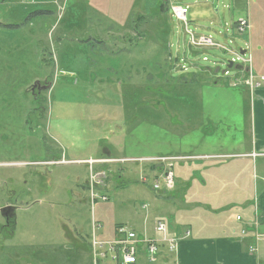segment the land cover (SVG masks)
<instances>
[{
    "label": "rangeland",
    "instance_id": "obj_1",
    "mask_svg": "<svg viewBox=\"0 0 264 264\" xmlns=\"http://www.w3.org/2000/svg\"><path fill=\"white\" fill-rule=\"evenodd\" d=\"M232 1L169 0L161 12V0H0V228L1 209H16L1 264H96L93 238L113 240L93 235L99 217L110 232L116 216L166 190L164 178L158 191L142 183L136 169L150 166L136 160L223 153L239 132L246 140V107L230 83L238 72L224 73L231 54L201 48L194 58L172 11L189 7L197 36L244 50L246 34L236 36L232 25L248 14L253 33L264 20V0L245 1L237 15ZM137 19L147 23L134 36ZM43 81L51 89L39 106L29 90ZM60 152L116 170L89 160L66 164ZM107 247L98 264H119Z\"/></svg>",
    "mask_w": 264,
    "mask_h": 264
},
{
    "label": "crops",
    "instance_id": "obj_2",
    "mask_svg": "<svg viewBox=\"0 0 264 264\" xmlns=\"http://www.w3.org/2000/svg\"><path fill=\"white\" fill-rule=\"evenodd\" d=\"M245 1H232L235 15L243 8ZM48 13L54 14L50 10ZM249 16L247 14L250 29L245 35V42L251 48L252 67L249 70L246 66L238 71L237 85H234L236 78L230 82L231 87L240 89L243 106L246 107L243 125L247 143L239 132L240 135L234 137V140H238L234 147L223 153L166 156L185 158L172 163V168L176 170L174 183H166V190L161 191L162 194L144 198L141 208L130 210L121 217L116 216L117 223H112L115 227L110 232H103L108 226L101 216L102 221L98 220L93 225V235L99 230L106 240L113 238L111 242L117 239V229L123 225L135 231L139 238L161 241L155 229L158 222L164 221L168 236L179 239L177 250L171 252L166 243H160L159 256L151 261L145 246H140L136 264H264V241L257 239V234H264V166L259 165L264 159V83L261 82L264 77V20L252 33ZM244 18L239 16L232 25V33L236 36V22ZM249 72L259 86L250 85ZM104 153L107 154L106 159H119L109 158V151ZM102 158L104 156L99 159ZM225 158L229 161L219 162ZM64 160L66 164H78L90 159ZM108 165L103 163L100 167L111 173L116 170ZM146 165L150 167L144 165L143 170L137 168L136 171L144 174L142 183L153 189L155 181L164 178L166 169L162 165ZM113 186L111 183L105 190ZM238 217L242 221H238ZM1 227L0 264L2 259L6 261V255L2 252L6 250V245H2V238L8 235L6 228ZM186 232H190L188 238L185 237ZM13 234L14 231L10 233ZM69 236H72L70 231ZM72 243L79 247L86 246L85 242L76 238Z\"/></svg>",
    "mask_w": 264,
    "mask_h": 264
},
{
    "label": "built area",
    "instance_id": "obj_3",
    "mask_svg": "<svg viewBox=\"0 0 264 264\" xmlns=\"http://www.w3.org/2000/svg\"><path fill=\"white\" fill-rule=\"evenodd\" d=\"M172 11L174 16L180 21L185 24V30L187 34L190 36V45L193 49L199 50L204 48H220L224 50L226 53L231 54L232 58L231 61L234 65L238 66L241 65L243 67L248 66L249 70L252 67L253 58H252V52L251 48L249 49L248 45H246L245 54L242 55L241 52L234 51V50H227L223 45L216 42L212 35L208 36H197L193 31L189 29V19L188 15L190 14V8L185 7L182 5H173ZM250 29V22L249 19L244 18L240 19L236 22V32L240 34L241 36H244L248 33ZM204 61H208L207 57L203 58ZM244 64V65H242ZM177 69H180L179 63H177ZM181 70H186L184 66L181 67ZM228 67L225 70V75L229 74ZM249 79L251 80V86L255 84L254 77L252 76V73L249 72L248 75ZM238 78V77H237ZM235 79V84L237 85L238 80ZM261 82L264 83V77L261 78ZM256 86H259L260 84H255ZM182 159H185L183 157H159V158H153L150 160L141 159L136 160L140 162H146V163H153L156 165H162L165 166L166 172L163 173V177L167 184H172L175 181V175L173 172V162L175 161H181ZM89 164L94 165L95 163H99V161L89 160ZM153 189L155 191L160 190V184L159 181H155ZM103 201H107V197H102ZM238 221H242L241 217H238ZM156 232L161 236V241L158 240H152V239H145V238H139L137 237L135 231L129 229L127 226H119L117 229V239L114 242L110 243H103L98 242L95 237L92 241L93 250L95 251V260L96 264L99 263V259L103 260L108 257V252L104 251L103 248L105 246L107 247L108 251L112 253L113 260H116L119 264H136L137 263V256L139 253L140 246H145L146 251L148 253V256L151 261H155L159 256L160 251V243L167 244V248L171 252H175L178 247L179 239L177 237H169L168 236V229L167 225L164 221H160L156 224ZM190 236V232H186L185 237L188 238ZM257 239L259 241H264V234H257ZM106 249V248H105ZM101 250V251H100ZM100 251V252H99Z\"/></svg>",
    "mask_w": 264,
    "mask_h": 264
},
{
    "label": "flooded vegetation",
    "instance_id": "obj_4",
    "mask_svg": "<svg viewBox=\"0 0 264 264\" xmlns=\"http://www.w3.org/2000/svg\"><path fill=\"white\" fill-rule=\"evenodd\" d=\"M49 89H51V84L48 81H43V83L35 82L29 91H31V94L34 96L35 101H41L42 102V103L38 104L39 106H41L44 101L40 96L43 94V92L48 91ZM32 111H36V110H32ZM55 156H57V158H59L61 160L63 157V153L60 152L59 154H57ZM63 159H64V157H63ZM44 171H45L44 176L51 175V172H47V171H49V169L44 170ZM8 205L13 206L12 204H8ZM15 225H16V223L14 220H11V219L6 220L5 219V224L2 226L9 230V229H14Z\"/></svg>",
    "mask_w": 264,
    "mask_h": 264
},
{
    "label": "water",
    "instance_id": "obj_5",
    "mask_svg": "<svg viewBox=\"0 0 264 264\" xmlns=\"http://www.w3.org/2000/svg\"><path fill=\"white\" fill-rule=\"evenodd\" d=\"M188 51L190 52V54L194 58L197 57L198 52L197 51H193L191 45L188 46ZM241 54L244 55L245 51H241ZM228 63H229L228 64V68L232 69L233 66H234L233 62L229 61ZM235 69L241 70V69H243V67L242 66H237V67H235ZM1 214L6 220H9V219L16 220V209L13 206H10V205L5 206L4 208L1 209Z\"/></svg>",
    "mask_w": 264,
    "mask_h": 264
},
{
    "label": "trees",
    "instance_id": "obj_6",
    "mask_svg": "<svg viewBox=\"0 0 264 264\" xmlns=\"http://www.w3.org/2000/svg\"><path fill=\"white\" fill-rule=\"evenodd\" d=\"M168 1L169 0H161V2H160V7H161V12H165L166 10H167V7H166V4L168 3ZM147 23V21L145 20V19H142V20H140V19H137L136 21H135V33H138L139 35H141V28H142V26H144V24H146ZM144 37V36H143ZM154 167V166H153ZM15 221V220H14ZM15 223H16V221H15ZM15 227H16V225H15Z\"/></svg>",
    "mask_w": 264,
    "mask_h": 264
}]
</instances>
